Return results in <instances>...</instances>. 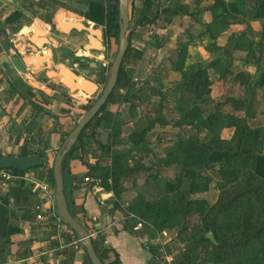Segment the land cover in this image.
Returning a JSON list of instances; mask_svg holds the SVG:
<instances>
[{"label":"trees","instance_id":"obj_1","mask_svg":"<svg viewBox=\"0 0 264 264\" xmlns=\"http://www.w3.org/2000/svg\"><path fill=\"white\" fill-rule=\"evenodd\" d=\"M142 1L141 8L136 7L134 0L130 5L129 49L117 86L100 113L84 129L78 142L67 155L63 171L65 172L72 160L86 164V140L97 139L100 128L114 121L115 115L109 111V105L130 100L131 97H118L117 94L121 88L132 87L126 61L142 57L140 51L132 48L135 32L158 22L162 14L169 21L188 16L200 22L197 19L198 14L207 11L211 15V21L204 24L206 31L201 38L209 42L207 50L213 51V58L208 64L201 61L189 64V48L193 45L190 41L179 43L178 61L171 63V69L181 75V81L173 92L182 105H192V116L185 115L183 119L175 122V126L180 128L185 124L196 129L198 133L187 138L179 137L166 156L157 161L155 172H151L153 169H148L142 159L130 166L126 155L117 152L112 156L111 165L102 168L96 163L90 167L85 178L101 181L100 185L104 190L113 193L116 199L113 211L123 212L125 228L136 235L143 236L141 229L134 231L139 224L149 229L151 239H157L159 234L167 230L176 229L177 240L184 247L175 256L172 264H264V128H254L250 123L255 113L256 88L264 86V72L255 84L250 74H234L231 71L235 61L234 53L251 48L252 41L248 35L250 32L254 33L252 22L263 23L260 43L262 42L264 47V0H214L199 13L192 12V7L184 4L183 0H169L167 7L162 6V11V0ZM199 1L194 0L197 5ZM27 2L29 11L49 13V24H52L55 9L62 8L94 23L97 28H103L107 39L119 44V0H75V4L80 6L79 9L65 5L59 0ZM24 21H29L25 12L16 10L6 18V27L1 29L0 33L9 39L10 33L16 35L21 31ZM234 25H246V30L238 35L232 34L226 45L220 46L218 40ZM156 47L161 48L159 44ZM209 70L218 71L220 80L233 76V82L242 86L245 94L240 98L230 97L218 103L215 113L204 118L203 107L212 102L213 83ZM11 81L13 90L19 93L15 81ZM153 91L156 92L155 89ZM30 94L46 99L44 95L34 94L32 91ZM101 95L95 102L91 101L83 108L84 113L96 104ZM154 96L164 95L154 93ZM32 104L43 111L37 103ZM226 107L232 111H225ZM133 116H136V112ZM156 123L163 128L170 125L167 119L159 118L152 122L151 127ZM225 130H233L230 139L222 137ZM147 133L148 130L133 133L130 140L139 146L146 141ZM104 149L110 152L112 145ZM161 169L174 170L175 176L164 177L158 172ZM11 170L15 174L23 175L28 172ZM149 171L141 191L137 192L126 211L122 210L121 201L126 190L124 184H135L141 173ZM48 178L54 187L53 168L49 170ZM94 186L95 184L92 188ZM213 186L219 192L215 204L210 205L204 199L195 198L209 192ZM70 212L75 217L71 210ZM193 218L197 219V223L191 229L188 224ZM61 223L76 240H80L67 224L63 221ZM209 233L214 234L217 245L206 238ZM92 241L103 264H121L118 255L110 261L109 254L112 250L106 248L104 242L101 245L97 240ZM83 248L85 264H92L84 245ZM144 248L152 255L149 264H168L160 245L146 243ZM165 248L172 254L168 245Z\"/></svg>","mask_w":264,"mask_h":264},{"label":"crops","instance_id":"obj_2","mask_svg":"<svg viewBox=\"0 0 264 264\" xmlns=\"http://www.w3.org/2000/svg\"><path fill=\"white\" fill-rule=\"evenodd\" d=\"M22 1L0 0V17L4 15L0 19L1 23H5L6 18L15 10H19V7L22 9L27 7L25 2L38 0H25L24 3ZM59 1L65 5L80 8L75 4V0ZM183 1L191 7L200 6L194 0H192L194 5L187 0ZM192 12L197 11L192 10ZM70 15L74 16L73 23L86 26L81 17L72 12H68V15L62 18V22L69 23ZM198 16L200 22L191 20L188 16L179 17V20L192 29L211 21V15L207 11ZM238 27L242 32L246 30V25ZM251 27L254 33H260L263 23L252 22ZM36 28L41 31L46 30V38L53 45L56 44L50 38L49 26ZM26 30L28 33L31 31V29ZM5 39L4 34L0 33V42H4ZM226 43L219 42V45L225 46ZM28 46L31 47L29 42ZM43 53L45 52L36 51L29 55L38 58ZM52 63H54L53 60L48 61L46 67L40 71H46ZM243 65L249 66L246 62H243ZM27 68L29 74L26 77L29 78V75L33 74V69L31 66ZM211 71L209 70V75L212 81ZM240 72L247 73L242 69ZM247 74L251 75V73ZM15 75L18 78H11L10 75L4 74L0 67V155L28 157L41 154L44 159L43 167L18 175L45 180L51 185L48 172L53 168L56 155L67 135L79 123L81 119L79 114L82 115L83 111L79 112L73 107L78 105L59 97L53 98L47 95L49 99L46 98V101L44 98L32 96L31 91L24 85L25 78L20 73ZM11 80L15 81L14 84L19 93L13 90ZM50 80L56 82V80ZM52 93L56 94L57 91ZM33 102L41 106L43 111L35 108ZM88 140L86 143L90 146L91 143H88ZM91 164H93L92 160L86 164L79 160H72L64 172L65 194L69 209L76 220L87 229L92 239L97 240L101 245L104 242V246L112 250L109 254L110 261L118 255L121 264H149L152 255L144 248L147 239L125 228L123 212L113 211L116 201L113 193L104 191L99 186L92 188L84 181ZM10 199H13L12 203ZM121 204L123 208L126 202ZM56 211L55 197L42 198L33 192L31 184L27 181L13 182L6 191H0V264H85L83 242L76 240L66 226L62 225L58 229L54 225L50 213ZM134 231L139 230L134 229Z\"/></svg>","mask_w":264,"mask_h":264},{"label":"rangeland","instance_id":"obj_3","mask_svg":"<svg viewBox=\"0 0 264 264\" xmlns=\"http://www.w3.org/2000/svg\"><path fill=\"white\" fill-rule=\"evenodd\" d=\"M168 1L169 0H162L160 2L161 11L163 7H167ZM187 1L194 5L192 0ZM22 2L24 3L25 0ZM130 2H132V0H130ZM213 2L214 0H200L199 4L201 7L194 6L192 7V10L199 13L202 11L201 8H207ZM25 3L27 7H23V9L27 20L29 21H24L21 31L16 34V39L13 42V54L15 55L18 53L17 50H19L23 53V56L27 57L29 55L27 49H30V47L28 46L27 39L24 37L25 29H31L33 26L39 28L49 26V30L51 31L50 38L56 42L55 45L58 46V49L56 52V61L50 64V68L46 71H56L64 66L62 63L65 59L64 52L59 47L65 41H72V39L56 32L53 25L47 23V19L50 15L49 13L44 11L33 13L32 11L27 10L29 3ZM134 4L136 7L141 8L143 6V1L134 0ZM19 8L22 9L21 7ZM81 10L83 9L81 8ZM57 11L65 12L67 15L69 12L65 9L57 8L54 13ZM3 16L4 15H2L0 19H2ZM70 16L74 17L72 15ZM197 19H199V16H197ZM81 20H83L86 26H88L87 24L89 21H85L83 17H81ZM191 20L193 19L191 18ZM1 22L2 20L0 21V26H2L1 29L5 28L6 25ZM238 26L239 25H234L226 30V32L220 37V41L218 40V43L220 42L223 44L227 42L228 40L226 39L232 34L238 35L242 33ZM205 31L206 28L204 24L192 29L187 24L181 23L179 17L169 21L165 18V15L162 14L158 22L151 24L149 27L138 29L135 32L132 48L140 51L142 57L140 59H128L126 61V67L129 70L132 87L130 89L121 88L117 94L118 97L123 96L131 98L130 100L121 103L110 104L109 111L115 115L113 123L102 126L99 130V136L97 139L88 140V143L91 144L88 146V154L86 155L85 160L87 162L90 160L93 161V164L89 165L90 167L96 163L102 168L109 166L111 165L113 154L120 152L126 155V160L130 166L135 165L138 160L142 159V163L146 165L148 169H153L151 172H155L157 170L154 169L157 168H154V166L157 165V161L166 156L168 150L178 141L179 137L187 138L198 133L196 129L185 124L180 128L175 126V122L183 119L185 115L192 116V105L190 103L182 105L173 92V89L181 81V75L171 69V63L178 61L177 51L179 43L192 41L193 45L189 48L190 56L188 63L193 64L194 62L201 61L204 64H208L213 58L214 53L212 50H207L209 42L201 38V35ZM248 36L252 41L251 48L250 50L237 51L234 53L235 61L231 66V71L236 74L240 72L241 69L245 70L247 73H251L254 83L257 84L264 72V47L262 42L260 43V33L251 34L250 32ZM48 42L52 44L51 41ZM113 42L114 41L112 40L111 43L113 44ZM158 44L161 48L156 47ZM113 50H117V44H113ZM92 59L93 61H96L93 57ZM108 61L109 59L107 62ZM243 62L248 63L249 66H244ZM46 71H38L35 72V74H30L28 79H30L31 84L48 92L49 90L57 91L56 94L51 93L49 97H59V99L69 101L67 89L61 85L60 81L56 80L55 82L50 80L46 76ZM211 73L213 83L212 102L203 107L204 118L215 113L218 103L224 102L230 97L240 98L245 94L244 88L233 82V76H228L225 80H220L218 71L212 70ZM105 87V84L102 85L98 94L92 97V101L95 102L98 99V97L104 92ZM153 89H155L156 92H154ZM256 89L255 113L250 123L254 128H264V86H257ZM154 93H162L164 96H154ZM73 107L77 108L79 112L83 111L82 115L79 114L82 119L86 114L83 110L84 106ZM224 110L228 112L232 111L229 107L224 108ZM134 112H136V116H133ZM159 118L167 119L170 122V125L163 128L159 123H156L151 127L152 122L157 121ZM145 130H148L146 141L139 146L134 145L130 140V135ZM232 134L233 130H225L222 133V137L230 139ZM201 135L204 136V133ZM111 145L112 150L110 152L104 149V147H109ZM158 172L164 177L173 178L175 176L174 170L161 169L158 170ZM149 173L150 171L141 173L140 179H138L135 184L132 182L124 184L126 190L121 202H126V205H123L124 207L122 210L126 211V209L132 204V200L137 192L141 191L142 187L145 185ZM91 181L92 182H89L91 186L95 184V186L102 187L100 185L101 181L92 178ZM66 182L68 184V176L66 177ZM195 198L204 199L210 205H213L219 198V192L213 186L209 192L197 195ZM196 223V218L191 219L188 224L189 228H194ZM148 231L149 229L143 226L140 230L143 237L147 239V243L160 245L162 247V253L166 258L171 260L172 264L175 256L179 253L180 249L184 247V245L177 240L176 229L167 230L162 234H159L157 239H151ZM166 245L169 246L172 254L168 253L165 248Z\"/></svg>","mask_w":264,"mask_h":264},{"label":"water","instance_id":"obj_4","mask_svg":"<svg viewBox=\"0 0 264 264\" xmlns=\"http://www.w3.org/2000/svg\"><path fill=\"white\" fill-rule=\"evenodd\" d=\"M130 5V0H119V50L113 63L108 85L96 104L84 115L75 129L65 139L56 155L53 166L55 182L54 197L58 216L77 234V236L83 242L92 264H103V262L100 260L95 251L92 236L87 231V229L79 221H77L75 217H73L69 210L65 194L63 163L67 155L78 142L84 129L97 117L117 86L121 64L129 49L128 33L131 20ZM65 15H67L65 12L58 11L53 14L52 25L56 32L63 35H69L72 32H87L88 43L85 46V50L87 52H100L103 50L102 41L104 34L101 28H93L91 25L88 27H81L75 23H63L62 18L65 17ZM46 35L47 33L45 31H41L35 26L31 27V31L29 33L24 34V37L33 47H35V49L39 50L40 52H45L38 58L33 55H28L24 58L13 55L12 42H14L16 39V35L14 33L9 34V39L7 41L0 42V67L4 74L10 75L11 78H18L15 73H20L22 77L25 78V87L34 94L38 93L39 95H44L45 98H47V95L49 96L52 93V90H49L48 92L34 84H31L30 79H28L26 76L29 74L27 67L31 66L33 73H35L45 68L48 61H52L54 59V51L52 49H48V46H52L54 49H58V46L48 42L50 40L46 38ZM85 75L86 77L88 76V74ZM47 77L49 79L60 81L61 85L70 92H83L90 97H94L99 92V86L92 80L87 79L86 77H81L75 73L73 68V60L67 61L63 67L56 71H48ZM43 166L44 159L41 154H35L28 157L0 155V170L16 169L31 171ZM206 238L217 245V241L213 233H209Z\"/></svg>","mask_w":264,"mask_h":264},{"label":"flooded vegetation","instance_id":"obj_5","mask_svg":"<svg viewBox=\"0 0 264 264\" xmlns=\"http://www.w3.org/2000/svg\"><path fill=\"white\" fill-rule=\"evenodd\" d=\"M87 25L89 26L90 24ZM92 27L97 28L95 24ZM101 29L103 30L104 36L102 41L103 50L100 52L97 51L87 52L85 50V46L88 43L87 32H72L69 35H64L65 37L71 38L72 41H65L59 47L61 48V50L64 52L65 55V59L63 63L62 62L60 63L65 64L67 61L73 60V68L75 73L81 77H86L85 74H88L86 78L92 80L95 84H97L99 86V91L101 90L102 85L105 84L106 87L108 85L113 63L116 59L119 50V44L117 45V50L115 51L113 50V44H116V41L113 40L114 42L112 44L107 39L105 30L103 28ZM7 40L8 39H5V41ZM13 47L14 45L12 42V49ZM48 48L54 51L53 61L55 62L57 59V55H56L57 49H54L52 46H48ZM27 51L29 52V54L34 53L36 51L40 52L39 50L35 49V47H33L32 45L30 49H27ZM92 57L96 61H93ZM108 59L109 61L107 62ZM122 67H123V62L121 64V69Z\"/></svg>","mask_w":264,"mask_h":264},{"label":"built area","instance_id":"obj_6","mask_svg":"<svg viewBox=\"0 0 264 264\" xmlns=\"http://www.w3.org/2000/svg\"><path fill=\"white\" fill-rule=\"evenodd\" d=\"M88 23L91 26H94L93 23L91 22H88ZM17 52L18 53L15 54L16 56H20L21 58L25 57L23 56V53L21 51L17 50ZM67 91H68L67 93L68 99L74 105L85 107L92 101V97H90L89 95H86L83 92H70L69 90ZM78 94H82V96H78ZM22 181H27L28 183H30L32 186L33 192L35 194H39L42 198L50 199L54 197L53 187H51V185H49L45 180H41V179L35 180L32 178H27L25 176L15 174L11 169L0 170V191L1 192L6 191L11 183L22 182ZM84 181L86 183L92 182L89 178H85ZM12 202H13V199H10V203ZM50 215L52 217V220L54 221V225H56L59 229V227L62 226L63 224L61 223L62 220L58 216L57 211L54 213H50ZM141 228H142V224H139L137 227H135V230H139ZM59 239H61V237H59ZM79 241L80 243H82L81 240ZM167 263L171 264V260L169 258H167Z\"/></svg>","mask_w":264,"mask_h":264},{"label":"bare ground","instance_id":"obj_7","mask_svg":"<svg viewBox=\"0 0 264 264\" xmlns=\"http://www.w3.org/2000/svg\"><path fill=\"white\" fill-rule=\"evenodd\" d=\"M69 23H73V18L72 17H69ZM81 27L83 26V27H85V25H80ZM28 33V30H26L25 31V34H27ZM78 96H79V94H78Z\"/></svg>","mask_w":264,"mask_h":264}]
</instances>
